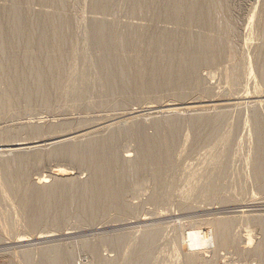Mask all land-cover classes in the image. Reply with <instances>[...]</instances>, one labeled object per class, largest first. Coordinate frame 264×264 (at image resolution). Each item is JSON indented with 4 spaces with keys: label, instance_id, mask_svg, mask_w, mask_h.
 I'll use <instances>...</instances> for the list:
<instances>
[{
    "label": "rangeland",
    "instance_id": "374dc122",
    "mask_svg": "<svg viewBox=\"0 0 264 264\" xmlns=\"http://www.w3.org/2000/svg\"><path fill=\"white\" fill-rule=\"evenodd\" d=\"M107 1L103 3V0H0L2 23L8 22L7 12L12 4L19 6L21 12L25 13L23 15L27 16L28 23L31 24H36V18L41 20L42 14H54L67 22V26L63 29L67 37L62 47L61 72L63 73L58 75L59 82L56 86H51L45 93H35L30 98L21 92L15 98L14 107L0 109V264H41L44 251L48 248L56 249L66 255L67 264H98L102 258L110 259V257L113 259L112 264H264V259L254 254L264 252V247L261 246L264 241L262 224L264 167L263 181L259 182L255 178L257 163L261 162L264 165V80L260 72L264 58V0H217V3L225 8L231 32L226 58L223 57L224 60L222 58L219 62L209 64L200 63L195 74L199 84L191 83L192 87L189 83L183 84L179 76L175 77L181 70L178 60L171 66L174 76L173 74L170 76V83H167L166 87L161 85L162 89L159 92L157 90L161 87H156L155 92L152 84L159 81L158 74L163 68L156 62V57L164 52L162 45L165 40L161 39L164 33L165 36L171 34L179 44L203 36L211 37L214 33L197 24L185 23L184 14L178 10L175 11L177 14L175 20L156 17L151 21L130 14L133 10L130 9V0ZM174 1L177 5L183 2V0ZM109 2L110 4H107L111 5L109 10L112 7L110 12L107 7L105 8L106 3ZM100 8H104L103 10L107 12H103ZM210 18L215 21L219 19L218 12L212 10ZM94 23L113 25L117 30L132 27L135 32L137 30L142 35L154 34L159 39L150 48H145V44L139 41L134 44L137 45L136 47L133 45V51L132 48L128 50L127 57L130 63L133 60L135 63L147 62L148 65L139 62L134 64L143 67H134L132 63L133 68L128 78L126 77L124 81L120 80L121 83L127 84L124 83L127 87H124V91L117 90L121 84L119 81L110 84L101 69L99 64L101 52L99 53L100 50L95 47L92 36ZM138 32L137 35L140 34ZM2 37L11 40L15 48L14 52L24 60L25 69L31 68L36 61L45 64L48 55L44 50L37 59L25 55V49L32 42L30 35L16 37L10 30ZM229 48H233L231 54L234 50L232 55H229L231 50ZM4 51V49L0 50L1 56H6ZM145 56H149L151 61H145ZM142 57L145 58L144 61L140 59ZM154 61L156 66L160 65L156 69L153 65ZM7 65L12 67L9 63ZM138 71H142V75L146 77L144 79L141 75L140 78L144 81L141 83L142 86H138L146 92L148 90V95L137 86ZM135 76H138V79ZM15 77H19L20 81L34 88V76L30 73L23 75L11 72L6 75L5 81L0 80V95L6 91L7 85L13 82ZM133 82L136 83L134 88L137 87L142 91L136 88L137 90L134 89L132 92ZM150 90L156 95L154 93V96L150 95L152 94ZM142 92L145 94L143 95ZM207 101L213 102L209 106L206 104ZM198 102H204L205 106H209L197 108L203 116L208 115V118L213 119L216 115H221L222 120L215 125L212 134L209 133L210 127L208 129L203 127V130L197 132L198 135L194 130L190 119L193 117L191 113L198 111L197 109H194L196 112L192 111L188 106ZM168 104L175 108L171 118L178 121L175 134L178 133L169 143L171 154L166 161L168 165L164 164L163 169L159 168L162 169L157 174L160 178L156 175L155 180L151 174L155 172L156 167L153 168L149 164L146 168L137 169L143 171L140 174L136 172L129 177L131 179L123 192V204L125 208L127 207V211L102 209L92 218L88 214H82L83 212L79 211V204L75 202L68 215L67 212L66 216L61 215L64 218L61 217L58 227L46 220L44 224L41 223L34 228L28 227L27 215L24 216L25 210H21L20 198L13 195L14 190L23 195L21 200L24 201L26 192L23 191L26 188H33L37 184L38 177L46 176L48 186L54 187L58 182L60 184L63 182L64 185L58 189L73 183L78 190L72 192L71 196L78 198L80 187L91 185L93 180L92 172L88 167L52 156L57 140L53 142L49 141L50 139L68 134L70 137L58 139L60 141H57L58 144L67 140L65 146L74 143L82 149L87 143L89 144L91 135L102 138L105 141H98V145L101 156L106 155L104 157L106 158L109 155L110 144L108 132L110 130L112 134L115 131V135L119 132L118 135L121 137L118 136L120 140L117 139L114 150L120 161H127L128 158L132 163V160L135 162L140 156L141 138L137 142L127 133L131 129L134 130L135 126L136 134L141 133L139 136H144L145 139L154 138L155 133L160 130L163 134L167 132L166 116H162L163 112L159 106ZM152 107L155 109L148 111ZM155 125L158 126L157 130ZM152 127L154 137L150 134ZM258 136L261 137L263 146L260 150L255 146ZM16 140L19 141L18 143L33 142L31 147L29 145L31 151L29 147L23 150L5 148L7 145H13L14 141L17 143ZM42 140H46L45 143ZM101 143L108 145L107 150ZM58 144L57 146L61 145ZM47 147H52L51 151ZM27 153L30 155L32 153L31 157L28 154L30 158H27ZM17 154L27 158L23 161L29 168L23 164L25 174L17 184L12 185L4 174L13 173L17 165L14 162V166H11L12 163L6 171L2 163L5 165L4 160L14 161ZM59 167L64 168L66 172L58 174ZM223 168L227 169L223 170ZM51 218L49 214L48 219ZM222 221L229 223L230 240H233V243L229 242L215 248L204 242L203 236L199 234L194 235V238H187L189 231L193 233V230H201L206 233L216 223ZM151 230L155 231L154 236L144 242L148 236L147 232ZM45 235L48 237L46 238ZM119 236L122 238L124 236L123 239L126 240V244L122 242V248L120 246L119 249H113L112 244L108 243L112 247L107 245L108 239ZM197 238L198 242H196ZM187 239L197 244L195 246L192 244V262H189L187 253ZM190 244L191 242L188 243ZM129 248L132 250L131 253ZM26 254L33 256L30 258L31 261L26 260Z\"/></svg>",
    "mask_w": 264,
    "mask_h": 264
},
{
    "label": "bare ground",
    "instance_id": "6f19581e",
    "mask_svg": "<svg viewBox=\"0 0 264 264\" xmlns=\"http://www.w3.org/2000/svg\"><path fill=\"white\" fill-rule=\"evenodd\" d=\"M105 1L106 0H103V3ZM129 2L131 3L130 4L131 7L129 6L130 9L133 8L132 11L130 10L131 11L130 14L132 13L133 16H134V14L136 16L139 15V16H142V18L144 17V18H147L148 20H151V21H153V19H155L156 17L158 19L160 17H163V19L169 18V19L175 20V17L177 15L175 13V11L178 10L179 12H182L184 14L183 19H184L185 23H188L191 25L197 24L199 26L205 27V29L207 28V30H211L214 33V35H212L211 37L203 36L201 38L199 37V38H196L195 40H190L189 42L182 43V44H179L177 41H175L171 34L167 33L168 35L165 36L166 34L164 33L163 37H161V39L165 40V41H163V45H162L164 52L162 53V55L159 54V56L156 57L157 58L156 62L159 63L163 68L160 67V68H162V70L161 71L159 70L160 71L158 74L159 81H155L152 84L155 87V89L151 88V89H154L155 92H156V87L157 88L161 87L157 90V92H159V90L162 89L161 85H163V87L165 85V87H166V85H168L170 83L169 82V81H171L170 76L172 74H173L172 76H174V73L171 72V71H173L171 66L173 64H175L178 60H179L178 62H180L179 65L181 67V70H180L178 75L176 74L175 77L179 76L178 78H180V80L182 79L181 81L184 82V83L182 82L183 84H185V83L191 84L192 83V84L197 85V84H199V82H198L199 80H198L197 76H195V74H196L198 65H200V63L202 64L203 62L208 63V64L216 62V61L219 62V59L221 61V59L223 57H225V55L229 52L228 40H229V37L231 34L230 29H229V22H228V19L226 18V15H225V8L221 7L217 3V0H183V2L180 5H177L174 0H130ZM107 4H110V2L106 3V5ZM101 5H102V3H101ZM106 5H105V8L107 7L108 12H110V10L112 9V7H111V9L109 10L111 5L110 6H108V5L106 6ZM127 5H129V3ZM100 9H102V8H100ZM212 10L214 12L215 11L218 12V18L219 19H217L216 21L213 20L212 18H210V12ZM127 11H128V9H127ZM103 12H107V11L103 10ZM0 13H2V12H0ZM7 13H8L7 14V16H8V22L7 23H2L1 15H0V50L4 49L5 50L4 52L6 53V56L0 55V80L5 81L6 75L10 74L11 72H18L19 74L21 73L23 75H25L26 73H28V74L30 73V75L34 76L33 77V79H34L33 80L34 81L33 87L34 88H32L30 85L27 86L25 83L20 81L19 77H15L12 80L13 82H11L7 85L6 91L0 95V109L14 107L15 98H16L17 94H19L21 92H24L30 98V97H33L35 93L36 94L45 93L46 91H48L51 88V86H53V87L56 86V84L59 82L57 80V78L63 73V72H61V69L63 70L62 65H61L62 54H63L62 53V47L65 44V41L67 38L66 35L63 33V29H65V27L67 26L66 20L60 19L54 14H52V15H48V14L43 15L42 14L41 15L43 17V18H41L42 21L39 18H36V24L35 23L31 24V23H28L27 16L23 15L25 13L21 12V9H19V6L17 4L16 5L12 4V7L9 8V11ZM38 16H40V15H38ZM94 25L96 27L94 26V29H93L94 31L92 32L93 33L92 36L94 37L93 39L95 41V47L97 48V50H100L99 53L101 52V55H100L101 58L99 57L100 58L99 64L101 66L102 71L106 75L107 81L110 84L113 81H119L121 83L120 80L124 81V79L126 77L128 78L129 72L133 68L132 63L133 64L135 63V62H133V60H131L132 63L129 62L128 57H127V55L129 54L128 50L131 49L133 47V45L136 44V42L141 41L145 44V46H144L145 48H150V47L154 46V44L157 43L159 40L156 35H155L156 37L154 36V34L153 35L150 34L151 35L150 36L149 34L145 33L146 35H148L145 38V36H146L145 34H143L144 35V37H143L142 33L138 32L136 30V32L140 33L138 35H140L143 39L139 38V36L136 34L135 30H133L132 27L124 28L122 30L121 29L117 30L115 27H113V25L107 26L103 23H98V24L94 23ZM10 30L13 33V35L16 37L24 36V34L27 35L28 37L30 35V37L32 38V42L25 49V51H24L25 55L32 56V57L37 59L39 57V55L41 54V51L44 50L45 52H47V55H48L46 60H45V64L36 61L31 68L25 69L24 64H23L24 60L23 59L21 60L20 56L17 55L18 53L14 52L15 48H14V45L12 44L11 40L8 41L2 37V35L5 32H10ZM110 31H112V32H110ZM137 36L139 39L137 38ZM158 36H161V35L158 34ZM134 46L136 47L137 45H134ZM133 49L134 48H132L131 51H133ZM151 49H153V48H151ZM229 49H231L230 53H229V55H230L233 48H229ZM233 52H234V50H233ZM233 52H232V54H233ZM143 54H144V52H143ZM143 58L144 57H142L140 59H143ZM145 58H144L145 61L146 60H148V62H149V60L151 61L149 56H145ZM147 58H149V59H147ZM228 58H229V56H228ZM144 59L142 61H144ZM223 60H224V58H223ZM262 60L263 61H262V66H261L260 72L262 74V79L264 80V58ZM139 62L140 61H138V63ZM156 62L155 63L152 62L153 65H155V69H156V67L160 66L158 64L156 66ZM8 63L12 66L11 68L8 67V65H7ZM138 63L136 62L135 64H138ZM141 63L143 64V62H140L139 64H141ZM146 63L147 62H145L143 65H146ZM135 64H134V67H137V66L141 67L142 66V65L140 66V65H135ZM147 65H148V63H147ZM36 67H38V68H36ZM34 68H36V69H34ZM232 71H233V68H232ZM137 73L139 74L138 75L139 77L137 76L139 78V80H136V81H138V82H136L137 86L138 85L142 86L141 83L144 81V80L142 81V78H140L142 75V71H138ZM137 77H136V79H138ZM144 77L145 76H143V78ZM173 78L174 77H171V79H173ZM134 82H133V86L128 85L130 87L132 86L131 87V89H133L132 92H134V89L135 90L138 89L137 87H136L137 89L134 88L136 86L135 85L136 83H134ZM122 83L119 84V86L122 88H120V87L118 89L116 88L118 91H122L123 89L127 88L126 82H122ZM124 83L126 85H124ZM189 84H188V86H190ZM192 84L190 87L193 86ZM143 86H144V84H143ZM196 87L197 86H195V88ZM23 88H25V89H23ZM139 88L143 89L142 87H139ZM128 89H130V88H128ZM141 89H138V90L142 91ZM140 91H138V93ZM143 91H144V89H143ZM150 91L152 92V90H150ZM135 92H137V91H135ZM144 92L148 95V90H147V92L146 91H144ZM153 93H154V91L152 92V94H150V93L149 94L152 96L156 95L155 93L153 95ZM135 94H137V93H135ZM142 94H143V92H142ZM142 94H140L141 98L143 97V96H141ZM147 95H145V96H147ZM138 98H139V95H138ZM212 102L207 101L206 104H208L210 106V104ZM45 103H46V101H45ZM201 103H199V102L193 103L195 105H193V104L189 105L188 109H191L193 111L194 109H197V108L199 109V107H201V106L202 107H209L207 105L205 106L203 104L204 102H201ZM202 107H201V109H202ZM159 108L162 110L161 112H163V114H164V115L162 114V116H166L165 119H166V124L168 125V130H166L167 132H165L164 134L161 133L162 130L157 131V132L155 131L156 133L154 132L155 133V137H154L153 136L154 134H152L153 133V127H152V132L150 134L152 135L151 137H154V138L145 139L144 136H139L141 133L139 135L136 134V132H137L135 130V129H137L136 126H135L134 130L131 129V131H129L127 133V135L132 137V139L135 138L137 140V142H139L138 139L141 138L140 139L141 141L139 142L141 145L139 147L141 149L140 156H139L137 161L133 162V160H132V163H130V160L128 161V158L126 159L127 161H124V162L120 161L117 154H116V151L114 150V145L117 144L116 141L118 139V136L121 137V135H118V133H119L118 131H116V132H118L117 135H115L116 134L115 131L112 132V134H111L110 130H109L110 133L108 132V136H109L108 142L110 144L108 143L109 144V149H108L109 155L107 154L108 157H106V158H104L106 156L105 154H104L105 156H101L102 155L100 153L101 150H99L100 145H98L99 144L98 141L99 142H100V140L105 141L102 138L92 137V135H91L90 136L91 140L89 139L90 140L89 144L88 143H87V145L85 144L86 146L82 147V149H81V148H79V146H77L74 143L73 144L70 143V145L67 143L69 146H67V145L65 146V142L67 140L66 141L63 140L64 145H62L63 143L62 144L60 143L62 146L60 144H58V142H57V141H59L58 139L61 140V138H64V139L68 138L69 135L67 133H66L67 135L64 134V136L60 135V136H57L56 138L52 137L53 139H50L49 141L54 142L57 140L56 143L60 146H57V144H56L55 145L56 148H54L52 150V151H54V153L52 152L54 155L53 154H51V155L55 156L56 159L57 158L58 159H67V161H69L70 163L73 162V163H77L79 165L88 167L92 172V179L93 180H92L91 185H86L82 188L80 187V196L78 198H74L73 196H71L72 192H75L78 190V187H76L73 183L70 184L68 187H63L61 189H58L59 187L64 185L63 182H61L62 184H60L58 182L57 183L58 185L57 186L55 185L54 187L48 186V185H46L48 182V180H46V179H48V177H46V176L38 177V179L36 180L37 184L34 185L33 188L32 187H30L29 189L26 188L23 191V192H26V195L24 196V201L21 200L23 195L20 194L19 191L14 190L13 195L18 196L20 198V203H21V207H22L21 210H25L24 216L27 215L28 227L34 228L36 226H39L41 223L44 224V222H45L44 220L49 221V222L51 221L50 223H52L55 227H58V222L61 221L60 220L61 217L64 218V216H66V212H67V215L69 214V212L75 206V202H77L79 204V209H80L79 211H81V213L83 212L82 214H85V215L88 214L92 218L94 216H96L99 212H101L100 210H102V209L104 210V209L111 208L112 210H114V211L117 210L119 212L127 211V207L125 208V205L123 204V195H124L123 192L127 187L129 179H131L129 177H131L136 172H137V174L138 173L140 174V172L142 171L141 169H143V167L146 168V166H148L147 164H149L153 168H154V166L156 167L155 168L156 170H154L155 172H153V168L150 166L152 168L151 172H153L152 174L151 173L150 174L152 175V177H154V180H155L156 175L158 174V171L160 172L163 169L162 166H164V164L167 163L166 161L170 157L171 149L169 148V146L171 147V144H169V143L171 142V139H173V137L176 136V134L178 133L177 132L175 134V132L177 131L176 127L178 125L177 124L178 121L176 122V119L171 118L174 115L172 113V111H174V109H175L174 106L171 104L170 105L168 104V105L163 106V107L159 106ZM153 109H155V108H153V107L149 108L148 111L153 110ZM198 109L196 111H198ZM160 115H161V113H160ZM191 115L193 117L190 119H191V122L193 124L194 130L196 131L197 135H198L199 131H201L200 129H202L203 127L207 128V129H208V127H210L211 131H209V133L212 134L214 128L216 127L215 125L218 122H220V120H222L221 115H219V114L216 115L213 119L208 118L207 117L208 115L207 116L205 115L206 117L203 116L202 112L200 113V111H198L196 113L193 112V114L191 113ZM157 118H159V117H157ZM163 119H161V120L163 121ZM156 120H158V119H156ZM158 122H160V121L158 120ZM153 124L154 123H152L151 125L153 126ZM162 125H163V123H162ZM253 126H255V125H253ZM156 127H158V126L155 125V128ZM155 128H154V130H155ZM92 129H94V128H92ZM140 129H138V130H140ZM145 129H146V127H145ZM165 129H167V128H165ZM88 130H89V128H88ZM156 130H157V128H156ZM252 132L255 133V131H253V129H252ZM76 135H78V134H76ZM76 135H74V136H76ZM80 135H82V134H80ZM200 135H201V133H200ZM148 136H150V135H148ZM201 136H203V134ZM142 137H144L143 140L145 139V141L142 140ZM259 137L260 136H258V139H257L258 141L255 142L256 145H255V143L253 144V146L255 145L257 147L256 149H258V150H260L261 147H263L262 143H261V137L260 138ZM186 139H185V142H186ZM118 140H120V139H118ZM45 141L46 140H42V142H44V143H45ZM14 142H13V145H11V144L7 145V147H5V148H10V149L21 148L19 150H23V148L25 149V147H29V145L31 147V145H33V142L32 143L31 142H27V143L22 142L21 143V141H20V143H18L19 141L17 142V140H16L17 143H14ZM47 142H48V140H47ZM101 144L104 145V143H101ZM49 145H50V142H49ZM52 145L54 146V143ZM107 146L104 145L103 147L106 148ZM30 147H29V149H30ZM51 148L49 147L48 149H50V151H51ZM107 148H106V150H107ZM45 150H47V149H45ZM106 150L105 151L102 150V151H104V153L105 152L108 153ZM30 151H31V149H30ZM110 152H112V153L110 154ZM23 154L25 155L26 152ZM28 154L29 153H27V156H28ZM17 155L18 156L16 157V159H14V161H12V162H10V161L5 162V160H4L5 165L2 163L3 161L1 162L2 166H5L6 171H7V167L9 165H11L12 163L13 164L11 166H14V162L17 165V166L15 165L16 168L18 167L17 169L14 167V171L10 175L8 173H6V171H5V173H6V174H4L5 178L12 185L17 184L18 181L25 174L26 170H24L25 167L23 168V166L25 165V166H27V168H29L28 165L25 164V162L23 160L30 158L32 153H31V155L29 154L30 157L28 156L27 158L21 157V154H17ZM170 160L171 159H169V161ZM167 165L168 164H166V166ZM160 167L162 168L161 170H159ZM263 167H264V165L261 162L257 163V165L255 167L256 168L255 173H257L255 178H257V181H259V182L263 181V174H262ZM57 168H58V166H57ZM139 168H141V169L139 171H137V169H139ZM147 168H149V167H147ZM224 169H227V168H223V170ZM57 172L59 174V173H65L66 171L64 168L59 167V169H57ZM150 174H148V175H150ZM188 174H190V173H188ZM51 176H53V175H51ZM157 177H158V175H157ZM158 178H160V177H158ZM158 178L156 180H158ZM249 181H250V179H249ZM212 182H213V180H212ZM216 182H218V180ZM209 184H211V183H209ZM216 185H217V183H216ZM217 189H219V187ZM207 190H209V189H207ZM210 191H211V189H210ZM49 214H50V218L52 215L51 220L48 219ZM62 214L64 216H61ZM151 214H153V212ZM262 224L264 225V220H262ZM193 231H194L193 233L191 231H189V235L187 236V238H192V237L194 238V235L198 236V234H199V235L203 236L202 238H203L204 242H206L208 245H211L215 248H217L218 246L226 245L229 242L233 243V240H230V226H229V223L227 221H222V222L216 223V225L213 226V228H211V230H207V232L210 231L209 233H207V232L205 233V231L201 232V230L200 231L199 230H193ZM154 232H155L154 230L147 232L148 236H146L144 242L149 241L154 236ZM45 236H46V238L48 237V235H45ZM41 237H43V235ZM123 238H124V236H123ZM123 238L119 236L115 239H111V240L108 239V241H106V242H107L108 246H109L108 243L112 244L114 247L113 249H116V248L119 249L120 246H121L120 248H122V245H121V244H123L122 242H124L126 244V240ZM186 242H187V247H186L187 253L189 255V262H192L193 261L192 244H193V246H195L197 244H195L194 241H190V239H187ZM189 242H191L190 245H188ZM196 242H198V238L196 239ZM103 244H105L104 241H103ZM261 246L264 247V241H263ZM128 250L131 253L132 250L130 248ZM29 253H27V254H29ZM127 253L129 255V252H127ZM31 254H33V253L31 252ZM254 254L258 258L264 259V252L261 251L260 253L257 252ZM27 256H26V260H28V262H29L30 258L31 257L33 258V256L32 255L31 256L29 255L28 257ZM115 257H113V258H115ZM128 259H130V258H128ZM112 260L113 259L111 257H110V259L109 258H107V259L102 258L101 260L98 261V264H112ZM114 260H116V259H114ZM123 260H124V258H123ZM125 260H127V259L125 258ZM66 261H68L67 256L63 255L62 252L57 251L56 249L53 250V248H52V250H50V248H48L44 251V255L41 258L40 263L41 264H67Z\"/></svg>",
    "mask_w": 264,
    "mask_h": 264
}]
</instances>
